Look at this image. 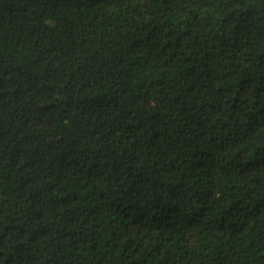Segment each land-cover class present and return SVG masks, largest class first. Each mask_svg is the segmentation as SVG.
I'll return each instance as SVG.
<instances>
[{"label": "trees", "instance_id": "1", "mask_svg": "<svg viewBox=\"0 0 264 264\" xmlns=\"http://www.w3.org/2000/svg\"><path fill=\"white\" fill-rule=\"evenodd\" d=\"M0 264H264V0H0Z\"/></svg>", "mask_w": 264, "mask_h": 264}]
</instances>
